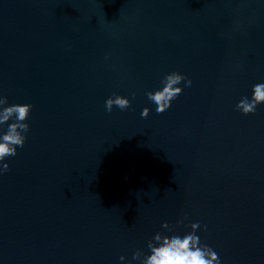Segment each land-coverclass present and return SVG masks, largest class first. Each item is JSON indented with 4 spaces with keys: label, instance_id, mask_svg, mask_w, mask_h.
Wrapping results in <instances>:
<instances>
[{
    "label": "water",
    "instance_id": "obj_1",
    "mask_svg": "<svg viewBox=\"0 0 264 264\" xmlns=\"http://www.w3.org/2000/svg\"><path fill=\"white\" fill-rule=\"evenodd\" d=\"M173 71L192 86L158 114L146 93ZM257 83L264 0H0V95L33 105L0 264H140L195 222L221 264H264V105L235 110Z\"/></svg>",
    "mask_w": 264,
    "mask_h": 264
},
{
    "label": "clouds",
    "instance_id": "obj_2",
    "mask_svg": "<svg viewBox=\"0 0 264 264\" xmlns=\"http://www.w3.org/2000/svg\"><path fill=\"white\" fill-rule=\"evenodd\" d=\"M182 82L184 87L179 86ZM161 84V88L146 93L148 100L156 105L158 114L166 112L172 106V102L183 93L184 88L192 86V80L180 72L173 71L164 76ZM132 96L134 98L135 93H132ZM5 105H8V98L0 95V175L10 171L9 164L4 161L9 157H15L17 149L25 145L27 133L30 131L27 121L33 108V105L27 103ZM259 105H264V83L255 84L251 90V97L241 98L235 105V110L244 116L253 115ZM130 106L131 100L121 95L113 94L105 101V108L109 113L114 107L124 111ZM149 114L150 109L146 107L141 112V117L147 118ZM9 121L12 122L8 123ZM182 223L183 220L176 222L177 226ZM162 228L169 233H175V226L167 221L162 224ZM190 229L191 231L182 236L157 232L147 243L150 254L145 255L138 249L133 253L132 260L139 261L140 264H221L218 254L196 235L197 230L201 229L200 223L190 224ZM120 260L124 261L125 257L121 256ZM128 264H131V261Z\"/></svg>",
    "mask_w": 264,
    "mask_h": 264
}]
</instances>
